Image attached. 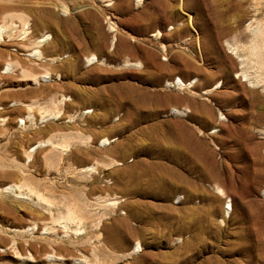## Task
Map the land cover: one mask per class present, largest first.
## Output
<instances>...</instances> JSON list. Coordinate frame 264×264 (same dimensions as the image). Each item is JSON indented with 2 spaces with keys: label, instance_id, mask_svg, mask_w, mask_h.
Wrapping results in <instances>:
<instances>
[{
  "label": "rangeland",
  "instance_id": "obj_1",
  "mask_svg": "<svg viewBox=\"0 0 264 264\" xmlns=\"http://www.w3.org/2000/svg\"><path fill=\"white\" fill-rule=\"evenodd\" d=\"M254 2L0 0L8 7L0 8V24H16L0 43V118L8 117L0 122V186L21 182V168L53 202L42 217L30 208L46 209L44 202L39 208L26 199L16 217L0 213V264H264V66L249 56L248 28L262 25L264 5L251 18ZM44 34L50 40L39 49L50 59L29 58ZM91 55L99 62L87 64ZM45 71L52 82H32ZM179 78L185 85H174ZM106 99L117 108L102 127L95 120ZM14 100L21 103L9 105ZM29 112L36 127L23 130L18 121ZM49 113L55 117L38 123ZM151 135L164 139L161 158L191 178L188 189L179 178L159 181L156 192L131 191L129 177L159 159L146 151L155 147ZM49 137L54 148L40 147L26 161V150ZM82 162L100 171L77 186L67 166ZM10 166L14 177L5 175ZM67 202L78 220L66 218ZM138 242L142 250L134 251Z\"/></svg>",
  "mask_w": 264,
  "mask_h": 264
},
{
  "label": "bare ground",
  "instance_id": "obj_2",
  "mask_svg": "<svg viewBox=\"0 0 264 264\" xmlns=\"http://www.w3.org/2000/svg\"><path fill=\"white\" fill-rule=\"evenodd\" d=\"M255 4L253 6H255L254 8V13L252 14L251 18H253L257 12H259L260 10H264V8H259V5L263 4L264 5V0H254ZM137 3H140L141 0H136ZM252 2V1H251ZM7 6V5H6ZM6 6H3V5H0V8L3 9V8H8ZM263 7V6H262ZM260 9V10H259ZM6 14V13H5ZM258 18V17H257ZM261 24L262 25H258L256 27H253V23H249L248 24V28L252 31L253 33V39L249 45V53H252V54H249L250 55H253L256 56V59H260L264 61V58H263V55H264V17L261 18ZM5 22V21H4ZM258 24V23H257ZM260 24V23H259ZM16 27V24L11 22L8 24L7 23H1L0 24V43L3 42L5 39H4V36L6 35V33H8L10 27ZM11 27V28H12ZM25 31L23 32V37L25 36ZM21 35V36H22ZM7 37V35H6ZM11 38V37H10ZM9 38V39H10ZM8 39V40H9ZM50 40V35L49 34H44L38 41H37V44L36 46L33 47L32 51L30 52V54L28 55L29 58L30 56L31 57H35L36 59H42L44 62H47L50 58H47L46 56H43L42 54V51L39 49V46L42 45L44 42H48ZM233 49V51L238 54V51H239V48L236 46V45H233L231 47ZM246 49V48H245ZM1 55L4 54V52H0ZM28 54V53H27ZM245 57V56H244ZM248 57V56H247ZM262 57V59H261ZM246 58V57H245ZM54 59V58H53ZM51 61V60H50ZM257 61L256 63H258L259 61L258 60H255ZM262 61V66H264V62ZM86 62L87 64H94L96 62H99V58L96 56V55H91L90 57H88L86 59ZM21 63V62H18V64ZM260 63V62H259ZM17 66H20L18 65ZM135 65L137 66H141L142 65V62H136L134 63ZM11 65L12 63L11 62H7L5 64V68L3 70L2 68V72L3 73H6V71L8 70H11ZM26 66L27 68V65H24ZM22 66H20V70L22 73H26V70L28 71V68L26 69ZM1 71V70H0ZM14 71V70H13ZM20 72V73H21ZM31 72V71H30ZM32 74V73H31ZM244 76H247L245 75V73L243 72ZM247 74V73H246ZM31 76V75H30ZM29 77V76H28ZM59 77V76H58ZM54 80V76L52 75V73H50L49 71H45L43 74H32V82L33 83H38V81H43V82H52ZM168 85H171L173 83L171 82H168L167 83ZM174 85H177L178 87H181L183 85H185V83L183 82V80L181 78L177 79L176 81H174ZM172 86V85H171ZM258 97V96H256ZM261 98V97H259ZM0 100L2 101V98H0ZM21 102L19 101H12L9 103V105L13 106V107H17L18 104H20ZM23 103V102H22ZM104 108V112L98 116L95 120V123L96 124H99L100 126L104 127L105 125H108V122H109V119H110V115L113 114V111L115 110L116 107V104L113 103V100L112 99H106V100H103L102 102H100ZM118 105V104H117ZM260 106V105H259ZM27 108L30 110L31 109V104H28L27 105ZM4 110L5 108L0 105V110ZM18 109V108H17ZM87 112H90L91 110L90 109H87L86 110ZM46 112H48L46 110ZM173 113L175 114H182V111H180L179 109L177 108H174L172 110ZM263 112V111H262ZM55 115L54 114H47V115H43L40 119H39V122L38 123H42V122H45L51 118H54ZM8 120V117H3V118H0V122L2 121V123H5V121ZM27 120L29 122V124L27 123ZM35 119H34V115L32 114V112H29L28 115L24 118H20V120L18 121V124H19V127H21L23 130L25 128H30L31 130L35 127V123H34ZM37 124V123H36ZM110 126V125H109ZM113 127V126H112ZM33 132V131H32ZM31 132V133H32ZM34 133V132H33ZM150 134L153 133V131H150L149 132ZM132 135L129 136L127 138V140H132ZM150 138V142L153 144V146L155 147H152L151 150H150V147H149V150H146V151H149V154H156V152L159 154V159L156 160V161H147V162H143L144 163V168H143V172L141 174H136L134 173L132 176L129 177V181L130 182H133V188L131 189V191L133 192H141V191H155L160 188L161 184L162 183H159V181H162V182H170V181H173L174 179H181V183H182V189H188L189 187V184L191 182V178L181 172L177 167L175 168L174 165H171V164H167L161 157V155H163L162 153L165 152V147L163 146V141L164 139L162 137H159L158 135H151L149 136ZM67 141V140H66ZM109 141V138L108 137H104L101 142L103 143H107ZM63 143V142H62ZM48 145H51L52 147L51 148H54V142L53 140L49 137L47 139H44L42 141H37L36 143H34L33 145H31L27 150H26V161H31L33 160V157H34V153L36 152V150L40 147H44V146H48ZM65 146H67L66 144H63ZM150 145V144H149ZM158 146L160 148H158ZM143 147V146H142ZM157 147V149H156ZM140 148V146L138 147V149ZM171 149V153H172V156L175 157V158H179L180 156V153L181 151L175 147H169ZM64 149V148H63ZM67 149V147H66ZM154 149V150H153ZM188 152V151H187ZM145 153V151H144ZM148 153V152H147ZM126 154V152H122L121 153V156H124ZM147 157V156H146ZM154 158V157H153ZM156 158V157H155ZM154 158V159H155ZM11 159V158H10ZM15 159L12 157V160ZM46 159H47V162L49 165V167H53V163H52V160H53V155L50 154V151L48 150L47 153H46ZM148 159H150V157H148ZM153 160V159H152ZM113 161H111L109 164L107 165H110L112 164ZM4 165V164H2ZM8 165V164H7ZM12 166V165H11ZM11 166L5 171V175L7 177H14L16 176L15 172L13 169H10ZM19 169V168H18ZM67 171H69L68 173L71 172V174L76 178L77 180V183L78 184L77 186H79V179H81L84 175L86 174H90V173H97L100 171V168L98 167V163H94L92 165H87V164H84V162H82L79 166H72V165H68L67 166ZM120 172L121 170H116L114 172ZM112 172V171H111ZM115 174V173H114ZM20 175L21 178H23V180L21 182H11L9 184H6L4 186H0V209H1V215H2V218H4L6 220V218H10V216H13V217H16L17 216V213L18 211H20V209L18 208V205H19V202H20V199L21 201L22 200H30L35 206L41 208L43 205V202L44 204L46 205V209H43L40 211V209H35V208H30V212L36 214L38 217H42L44 215V212L50 210V206L52 207L53 205V202L52 200H49L48 197L44 196V194L41 192V190L38 188L40 186V181L38 182L37 181V187L36 189L34 187H31L27 182L31 181L33 176H31V173L27 174L29 175L28 177H24L25 175H23V169L20 168ZM107 180V178H106ZM92 184V183H91ZM48 186V185H47ZM45 185V190L48 191V187ZM91 187V186H90ZM93 189L94 190H98L100 188V185L96 182L93 183ZM219 191H222L220 189V187H218ZM46 191V192H47ZM93 192V191H92ZM76 193V194H75ZM74 194L77 195V193L80 195H83V192L81 190H76ZM85 193V192H84ZM51 194V193H50ZM73 194V196H75ZM71 195V194H70ZM68 195V196H70ZM84 196V195H83ZM8 197V198H7ZM88 197V196H87ZM51 199V198H50ZM67 200V196H66V199ZM88 200V199H87ZM89 201V200H88ZM104 200L100 197V196H95L94 197V202L96 204H102ZM108 201V200H107ZM93 202V201H92ZM113 205H116L117 204V201L116 200H113L111 201ZM68 203V202H67ZM111 204V203H110ZM67 206V219H71V220H78L77 216L75 215V212L74 210H72L71 208V205L68 203ZM73 207V206H72ZM232 203L230 202V200L227 201V205H226V212H229L230 209H232ZM90 209V208H89ZM98 211V210H97ZM47 215V214H46ZM81 217V216H80ZM36 218V217H35ZM63 218V217H62ZM18 219V218H17ZM55 221V220H54ZM81 221V220H80ZM52 223V222H51ZM78 225V224H77ZM47 226V224H46ZM44 227L43 228V231L42 233H46L48 230H47V227ZM38 228V225H37V221L35 220V222L33 223V226L31 227H28V230L31 231V233H33L35 231V229ZM15 234V233H14ZM51 241V240H50ZM13 245L16 244V241H12ZM34 242V241H33ZM37 244V243H36ZM39 244V243H38ZM51 245V244H50ZM35 246V245H33ZM12 247V246H11ZM142 250L141 248V244L138 242L136 243L135 245V248H134V251H140ZM46 257L47 259L49 260H60L62 259V257H57L56 255L54 254H49V253H46ZM141 259V258H140ZM118 260H123V258H118L116 259V262ZM184 263V262H183ZM123 264H126V263H123ZM133 264H142L141 261H136L134 262ZM144 264H164L163 262L161 261H158V260H155L154 258H151L150 260H145L144 261Z\"/></svg>",
  "mask_w": 264,
  "mask_h": 264
}]
</instances>
